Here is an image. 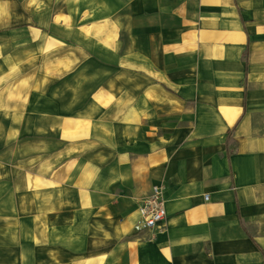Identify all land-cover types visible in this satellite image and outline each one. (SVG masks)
I'll return each instance as SVG.
<instances>
[{
    "label": "crops",
    "instance_id": "0c3cea01",
    "mask_svg": "<svg viewBox=\"0 0 264 264\" xmlns=\"http://www.w3.org/2000/svg\"><path fill=\"white\" fill-rule=\"evenodd\" d=\"M66 5L0 6V264H264V0Z\"/></svg>",
    "mask_w": 264,
    "mask_h": 264
},
{
    "label": "rangeland",
    "instance_id": "374dc122",
    "mask_svg": "<svg viewBox=\"0 0 264 264\" xmlns=\"http://www.w3.org/2000/svg\"><path fill=\"white\" fill-rule=\"evenodd\" d=\"M66 1L67 0H14L11 2L9 0H0L3 4V6H0L4 7L8 12V14H6L9 18L8 22H12L15 26L30 27L41 33L45 32L44 45H46L47 49L50 40L54 41L56 38L61 44L64 42L59 41V39L66 41L65 36H59L56 34H53L52 36L48 35V29H51V26L54 24V18L52 20V15L58 10L57 14L64 16L67 11ZM28 39H31V36L25 35L21 38L23 41H27ZM47 61L48 59L45 58L42 60L41 65L47 67ZM45 71L48 73L47 68Z\"/></svg>",
    "mask_w": 264,
    "mask_h": 264
},
{
    "label": "built area",
    "instance_id": "2783aa9c",
    "mask_svg": "<svg viewBox=\"0 0 264 264\" xmlns=\"http://www.w3.org/2000/svg\"><path fill=\"white\" fill-rule=\"evenodd\" d=\"M163 190L161 185L152 186L149 196L139 206L138 232L156 229L164 221L166 208ZM204 198L208 200L207 195Z\"/></svg>",
    "mask_w": 264,
    "mask_h": 264
},
{
    "label": "trees",
    "instance_id": "16d2710c",
    "mask_svg": "<svg viewBox=\"0 0 264 264\" xmlns=\"http://www.w3.org/2000/svg\"><path fill=\"white\" fill-rule=\"evenodd\" d=\"M234 141L231 140L230 137V131L227 133L226 139H225V147H226V153L227 155L232 154L235 151Z\"/></svg>",
    "mask_w": 264,
    "mask_h": 264
}]
</instances>
